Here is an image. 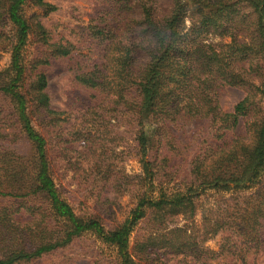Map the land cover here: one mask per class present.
<instances>
[{
	"label": "trees",
	"instance_id": "16d2710c",
	"mask_svg": "<svg viewBox=\"0 0 264 264\" xmlns=\"http://www.w3.org/2000/svg\"><path fill=\"white\" fill-rule=\"evenodd\" d=\"M98 1L97 17L76 28L96 56L70 72L103 100L73 99L84 113L71 126L52 109L42 68L76 47L27 13L56 7L0 0V62L9 58L0 66V264H74L65 253L86 235L105 247L89 264H154L161 251L250 264L264 252V0ZM227 87L246 93L229 113L219 103ZM125 160L140 172L118 165ZM176 160L188 163L180 183ZM58 168L81 173L90 195L99 184L132 199L126 220L107 198L99 212L76 213ZM198 215L201 227L178 226ZM143 224L147 234L131 245Z\"/></svg>",
	"mask_w": 264,
	"mask_h": 264
},
{
	"label": "rangeland",
	"instance_id": "374dc122",
	"mask_svg": "<svg viewBox=\"0 0 264 264\" xmlns=\"http://www.w3.org/2000/svg\"><path fill=\"white\" fill-rule=\"evenodd\" d=\"M47 3L56 7V11L50 14H46L40 9H28L27 13H36L42 24L52 32L55 40L62 37L66 38L76 47V52L71 59H62L55 61L51 66L42 68L48 78V94L51 100V107L57 112H66V117L69 121V125H79L82 121L81 117L84 112V105L79 104L72 107L71 101L76 97H80L83 103H90V105L97 106L103 100V95L98 91L89 90L83 86L78 85L73 80L70 72V67L73 63L84 65L88 58H95L96 42L90 40L87 36L83 35L77 27L87 28L92 20H94L101 10V3L98 0H46ZM8 55H6L0 62L1 68L8 64ZM246 93L242 89L238 88H224L219 94V103L221 109L224 112H232L235 106L244 99ZM244 125L241 123L235 130V134L243 132ZM233 133V134H234ZM230 133L228 139L233 137ZM180 163L177 168V175L175 183H180L183 177L188 173V163L186 162H172V165ZM127 168L130 173L138 174L140 168L135 161H122L118 164ZM81 173L76 174L73 171L65 172L64 169H56L53 172V177L58 185L62 197L68 201V203L75 208L78 214H91L93 212H99L100 203L105 202L107 198L112 202L111 210L115 213L116 221L121 222L126 220L128 214L134 206V202L127 196L118 197L112 193L111 189L100 190V185L96 184L93 188V195L87 193L92 188L84 183L80 177ZM173 186V183L171 184ZM90 191V190H89ZM107 218L105 217V220ZM201 216L196 217L195 223H190L179 218L180 227L188 228L189 232L194 225L201 227ZM148 228L145 224L138 227L136 232L132 236L131 245L136 241H140L142 236L147 234ZM222 235L215 237L209 244L212 245L215 251L220 250V244ZM105 247L102 243L95 239L92 235H86L81 239H78L72 244L65 253V259H72L74 264H89L90 261ZM161 251L154 261L157 264L158 261L167 262L168 264H205L204 262H197L193 257H186L182 255L164 254ZM52 262L46 264L57 263V259H51ZM223 260V259H221ZM209 261L208 264H210ZM221 264H226L223 261ZM248 263L250 264H264V252L257 256H249ZM240 264V263H239Z\"/></svg>",
	"mask_w": 264,
	"mask_h": 264
}]
</instances>
